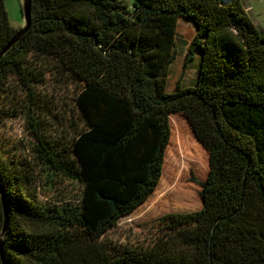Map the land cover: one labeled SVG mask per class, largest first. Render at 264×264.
I'll return each instance as SVG.
<instances>
[{"label": "trees", "instance_id": "obj_1", "mask_svg": "<svg viewBox=\"0 0 264 264\" xmlns=\"http://www.w3.org/2000/svg\"><path fill=\"white\" fill-rule=\"evenodd\" d=\"M181 17L197 29L186 63L198 58V79L169 92ZM17 31L0 0V51ZM47 72L79 85L66 144L36 112ZM11 78L34 143L22 159L0 151V264H264V32L243 0H32L31 27L0 59V101ZM173 114L208 153L202 208L111 247L104 235L160 182ZM66 181L73 194L40 198Z\"/></svg>", "mask_w": 264, "mask_h": 264}, {"label": "rangeland", "instance_id": "obj_2", "mask_svg": "<svg viewBox=\"0 0 264 264\" xmlns=\"http://www.w3.org/2000/svg\"><path fill=\"white\" fill-rule=\"evenodd\" d=\"M125 1L131 6L134 3V0ZM5 4L12 26L17 29L23 27V0H5ZM258 5L264 11V4ZM261 24L264 27V21ZM196 32L192 21L180 19L176 36V58L169 71V92L176 90L178 81L182 87L196 85L198 58L186 63ZM34 85L33 100L38 104L36 112L44 134L56 144H66L73 135L71 126L80 124L75 102L79 85L50 72L44 76L39 75ZM28 101V92L18 80L11 78L0 101V151L7 159H22L31 155L34 139L26 130L23 107ZM170 120L171 138L166 149L160 182L141 206L121 218L104 235V241L111 247L149 242L155 235V226L162 216L169 213L195 212L202 208L200 193L209 172L208 153L197 140L185 116L173 114ZM72 185L66 181L55 190L39 187V191H42L40 198L46 201L56 198L58 193L71 194L69 190L73 189ZM74 187L77 190L79 188L77 185Z\"/></svg>", "mask_w": 264, "mask_h": 264}, {"label": "water", "instance_id": "obj_3", "mask_svg": "<svg viewBox=\"0 0 264 264\" xmlns=\"http://www.w3.org/2000/svg\"><path fill=\"white\" fill-rule=\"evenodd\" d=\"M23 16H24V25L20 29H18L16 35L13 39L0 51V59L16 44L18 43L23 36L27 33L29 28L31 27L32 22V0H23ZM0 191L3 195V191L0 187ZM4 199V196H3ZM8 224V215L7 210L5 209V222L3 225L2 235L0 237V254L4 261V243H3V236L7 230Z\"/></svg>", "mask_w": 264, "mask_h": 264}, {"label": "crops", "instance_id": "obj_4", "mask_svg": "<svg viewBox=\"0 0 264 264\" xmlns=\"http://www.w3.org/2000/svg\"><path fill=\"white\" fill-rule=\"evenodd\" d=\"M243 1H244L245 6L247 7V9L250 11L253 19L255 20V23L264 32V27L261 24L264 21L263 20L264 11H263L262 7L258 5V4L263 5L264 0H243ZM181 18H183V17H181ZM181 18H179V21ZM183 19L186 20V18H183ZM260 20H261V22H260Z\"/></svg>", "mask_w": 264, "mask_h": 264}, {"label": "bare ground", "instance_id": "obj_5", "mask_svg": "<svg viewBox=\"0 0 264 264\" xmlns=\"http://www.w3.org/2000/svg\"><path fill=\"white\" fill-rule=\"evenodd\" d=\"M223 1H225L226 3H229L230 2V0H223Z\"/></svg>", "mask_w": 264, "mask_h": 264}]
</instances>
